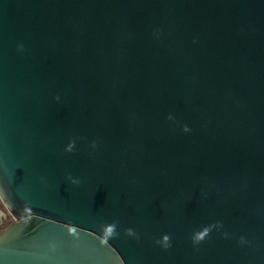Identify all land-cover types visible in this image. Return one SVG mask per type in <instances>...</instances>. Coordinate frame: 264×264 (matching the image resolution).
Returning a JSON list of instances; mask_svg holds the SVG:
<instances>
[{"label": "water", "instance_id": "95a60500", "mask_svg": "<svg viewBox=\"0 0 264 264\" xmlns=\"http://www.w3.org/2000/svg\"><path fill=\"white\" fill-rule=\"evenodd\" d=\"M0 225V264H264V0H0Z\"/></svg>", "mask_w": 264, "mask_h": 264}, {"label": "rangeland", "instance_id": "374dc122", "mask_svg": "<svg viewBox=\"0 0 264 264\" xmlns=\"http://www.w3.org/2000/svg\"><path fill=\"white\" fill-rule=\"evenodd\" d=\"M1 227H2V225H0V232L2 231V230H1Z\"/></svg>", "mask_w": 264, "mask_h": 264}, {"label": "trees", "instance_id": "16d2710c", "mask_svg": "<svg viewBox=\"0 0 264 264\" xmlns=\"http://www.w3.org/2000/svg\"><path fill=\"white\" fill-rule=\"evenodd\" d=\"M7 227H8V226H7ZM3 230H4V229H3ZM3 230H2V231H3ZM2 231H1V232H2ZM1 232H0V233H1Z\"/></svg>", "mask_w": 264, "mask_h": 264}, {"label": "clouds", "instance_id": "9594fccd", "mask_svg": "<svg viewBox=\"0 0 264 264\" xmlns=\"http://www.w3.org/2000/svg\"><path fill=\"white\" fill-rule=\"evenodd\" d=\"M130 231V230H129Z\"/></svg>", "mask_w": 264, "mask_h": 264}]
</instances>
